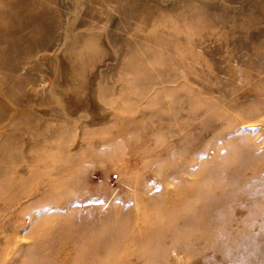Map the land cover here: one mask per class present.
<instances>
[{
	"label": "rangeland",
	"instance_id": "374dc122",
	"mask_svg": "<svg viewBox=\"0 0 264 264\" xmlns=\"http://www.w3.org/2000/svg\"><path fill=\"white\" fill-rule=\"evenodd\" d=\"M164 6L192 45L172 81L145 53L176 37ZM84 20L113 51L68 112L51 85ZM0 158V264H264V0H0Z\"/></svg>",
	"mask_w": 264,
	"mask_h": 264
},
{
	"label": "bare ground",
	"instance_id": "6f19581e",
	"mask_svg": "<svg viewBox=\"0 0 264 264\" xmlns=\"http://www.w3.org/2000/svg\"><path fill=\"white\" fill-rule=\"evenodd\" d=\"M167 1L168 0H160V2L163 3L164 5ZM169 1H175V0H169ZM180 5H182V6H179L177 8H180V10H181L184 8L183 7L184 5H183V3H181ZM161 8H163V7H161ZM164 8H166V7L164 6ZM168 9L166 8L163 10V9L154 8V9H150L149 11L151 12L150 15H153L154 19L165 21V22H161L162 27H165L166 29L168 28V30L171 33H173L176 37H174L172 41H169V40L167 41L166 39L168 37L162 31L156 32V31L150 30V32H148L147 35L152 36L153 38H155V40L163 39L166 41V44H165V46H163L161 44H154L151 47H150V45L146 46L145 53H146L147 58L152 56V58H154L156 61L158 60V61L163 62L164 64L168 65V67L165 70H163V72L165 75H168L170 77V80L172 81V76L174 78H176V75L178 76L179 73H181L183 71V69L186 67V62H185L182 54H184V53L186 54V52L191 51L192 45L190 43L191 38L189 37L190 38V40H189L187 37L189 27L188 28H187V26L183 27V25H182L185 22V20H188V19H185L183 16H181L179 19L176 18L177 19L176 20L169 14ZM156 10H158V11H156ZM16 14L20 19H23L25 17H30L31 19H34V18L36 19L38 17V13L26 15V14H24V12L17 11ZM72 20H76V19H72ZM49 24L53 25L54 22L50 20ZM82 24L85 25L86 28L77 30L75 32V37H70L69 34H67L65 36V40H64L62 47L57 52L58 61L61 63L62 70H63V72L67 78V81H68L66 86L61 85L59 83L58 78H56L52 82V85H51V90H52L53 96L55 97V99L57 98V99H60L61 101L66 102V108H67L66 110L68 112H74L81 105H86V106L92 108V105H94V103H96V93H95L96 72L93 73V68L97 69L100 65L99 64L100 61H103L104 59H107V57H110V55H112V51H113V48L108 43V41L105 37L104 29L102 26L96 27V28H93L91 26L89 27V25L92 24V22L91 21L89 22L88 20H84L82 22ZM193 30L197 31L195 28H193ZM24 32H25V34H31L32 31L27 29V30H24ZM36 37H37V35H36ZM36 37H35V40L38 41L39 38L37 39ZM36 49L37 50L34 52V57H40L42 55L40 53H42L43 48L37 46ZM171 52H176V54L179 53L180 57H177L176 54H172ZM174 56H176V57H174ZM13 66H14V62L8 63V65L6 66V69H10ZM15 82H16V80H15ZM17 82L20 83V80H17ZM20 96H21V94H20ZM33 109H35V108H33ZM31 119H34V118H31ZM33 132H32V129L30 127H28L26 134L32 140V147L33 146L42 147L43 146L42 141H36L33 139ZM11 139H9V144L6 143L3 146L5 149H8V148L13 149L16 147V145H15L17 143L16 138H14V141H11ZM30 150H25L24 153H21L19 155L20 158H16V159H12V157H14V156H11V157L10 156H4L3 157V158H5L4 161H7L10 164L15 163L18 160H20L21 163H22V161L28 162L31 160V158L36 156V154L33 153L34 150L32 148H30ZM3 158H0V159H3ZM34 160H36V159H34ZM4 161L0 160V162H4ZM8 166L10 167V165H8ZM39 178L40 177L38 176L37 179H39ZM18 181L20 183H22L23 181L27 182L28 180H27V178H24L23 181L22 180H18ZM44 187H45V184L43 186L39 185L37 187H34L33 189L29 190L28 194L35 193V192H38V193L40 192V194H43L44 193L43 192ZM255 188L257 190H264V185L263 184H256ZM22 192H24V190L18 188L17 191H14L13 193L18 197V195H21ZM22 197L23 196H20L18 198L20 199ZM250 200L254 201V202H258V203H259V201L263 202L264 196L256 195V196H253L252 198H250ZM4 202H8V200H5ZM18 203H19V201H17V204ZM0 204H4V203H0ZM15 205L16 204H14V205L11 204V205H8V207H9V209H12L13 206H15ZM251 209H252V207H251ZM253 211H255V210H253ZM200 214H198V216ZM196 225H197V223H196ZM199 226H200V224H199ZM197 247H200V246H197ZM198 257H200V256H198ZM191 263H192V261H191ZM90 264H94V262H92V263L90 262ZM95 264H103V263L96 262Z\"/></svg>",
	"mask_w": 264,
	"mask_h": 264
}]
</instances>
